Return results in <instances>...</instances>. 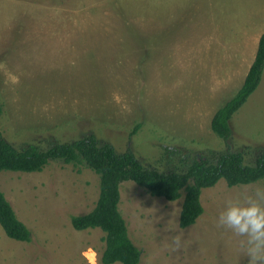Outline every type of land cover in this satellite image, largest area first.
<instances>
[{
    "label": "rangeland",
    "instance_id": "1",
    "mask_svg": "<svg viewBox=\"0 0 264 264\" xmlns=\"http://www.w3.org/2000/svg\"><path fill=\"white\" fill-rule=\"evenodd\" d=\"M263 32L264 0H0V132L17 149L94 134L164 172L224 152L252 164L264 148V66L227 139L210 120L242 85ZM257 189L264 179H219L181 228L184 190L170 201L122 181L118 209L138 264H248L243 237L217 221L226 201ZM0 191L30 231L19 241L0 225V264H102L103 231L70 222L98 198L87 166L54 159L41 171L3 170Z\"/></svg>",
    "mask_w": 264,
    "mask_h": 264
},
{
    "label": "trees",
    "instance_id": "2",
    "mask_svg": "<svg viewBox=\"0 0 264 264\" xmlns=\"http://www.w3.org/2000/svg\"><path fill=\"white\" fill-rule=\"evenodd\" d=\"M263 66L264 32L242 85L211 117V130L219 138L225 140L230 136V118L259 84ZM54 159L75 166L85 165L98 175L99 193L93 208L82 215L71 216L70 222L76 230L99 228L103 231L102 264H138L141 256V250L131 241L126 222L118 209L122 181H133L147 193L170 201L179 198L180 191L184 190L179 226L185 228L193 224L203 211L199 198L203 188L212 187L221 178L229 187L264 179V148L259 149L252 164L244 162L241 151L224 152L213 158H192L179 172H164L144 166L129 149L116 151L110 143L100 141L94 134L70 142H56L46 149L34 144L17 149L0 132V171H41L49 160ZM0 225L8 237L30 240L29 229L17 218L1 191Z\"/></svg>",
    "mask_w": 264,
    "mask_h": 264
},
{
    "label": "clouds",
    "instance_id": "3",
    "mask_svg": "<svg viewBox=\"0 0 264 264\" xmlns=\"http://www.w3.org/2000/svg\"><path fill=\"white\" fill-rule=\"evenodd\" d=\"M264 190L257 189L254 195L245 197L244 202L226 201L220 213L218 227L231 230L236 236L243 237L240 247L249 258L248 264H264ZM174 243L179 246L180 238Z\"/></svg>",
    "mask_w": 264,
    "mask_h": 264
},
{
    "label": "crops",
    "instance_id": "4",
    "mask_svg": "<svg viewBox=\"0 0 264 264\" xmlns=\"http://www.w3.org/2000/svg\"><path fill=\"white\" fill-rule=\"evenodd\" d=\"M11 2L14 1V2H17V0H10ZM20 1V0H19ZM35 1L37 0H30L31 3H35Z\"/></svg>",
    "mask_w": 264,
    "mask_h": 264
}]
</instances>
